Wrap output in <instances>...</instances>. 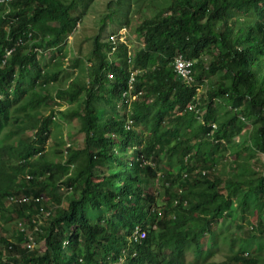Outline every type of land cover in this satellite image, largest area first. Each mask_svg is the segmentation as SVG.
<instances>
[{"label": "trees", "instance_id": "obj_1", "mask_svg": "<svg viewBox=\"0 0 264 264\" xmlns=\"http://www.w3.org/2000/svg\"><path fill=\"white\" fill-rule=\"evenodd\" d=\"M88 5L0 6V59L23 42L0 66V217L27 227L0 234V264H264V0H108L113 29L93 37L87 80L59 78ZM72 120L83 144L61 142L54 161L51 127ZM9 193L44 200L5 205Z\"/></svg>", "mask_w": 264, "mask_h": 264}, {"label": "rangeland", "instance_id": "obj_2", "mask_svg": "<svg viewBox=\"0 0 264 264\" xmlns=\"http://www.w3.org/2000/svg\"><path fill=\"white\" fill-rule=\"evenodd\" d=\"M76 1V10L73 11L75 14L81 12L84 5L89 4L88 7L84 10V15L76 25L74 29H72L69 34L64 39V44L62 45V53L67 55V58L62 62V72L59 78H68V77H76L80 80H87V66L90 64L91 58V50L93 47V37L96 34H99V40L104 41V37L106 33L113 29L112 23L106 21L105 27L102 25L100 21V15L106 11V6L108 0H75ZM87 2V3H86ZM146 14H149L144 11ZM109 17V16H108ZM132 20L138 21L139 18L137 14L132 15ZM133 27V25L131 26ZM135 45L138 43L135 41ZM47 54V52H45ZM40 54V53H39ZM75 59V62L72 60ZM49 62V60H48ZM75 63V65H74ZM74 65V66H72ZM212 80H215L217 76H212ZM206 79L203 80V84H199L196 90V98L200 96H204L205 88L208 85V81ZM58 82H53L50 84V89L53 90L58 86ZM220 100V97H219ZM223 100V99H222ZM221 101V100H220ZM203 111H197L198 117L197 120L201 121L200 115ZM56 120L59 118L56 116ZM52 133L49 135V140L45 146L46 154L48 153L50 157L54 161L60 160L58 155L56 154L57 146L62 142L61 149L65 148L66 143H70L73 147H81L83 144V133L79 130L78 120H72L65 123H56L51 127ZM57 157V158H56ZM261 157V156H260ZM101 168V167H100ZM65 202H63V205ZM254 213H256L254 211ZM251 221L257 219L256 215H252L249 217ZM38 220H43L42 217H38ZM17 221L15 220L12 223H6L4 220L0 218V234L10 236L13 230L17 226ZM42 243L40 242V245ZM264 256V254H263ZM214 264H223V256L221 254L216 255L213 258Z\"/></svg>", "mask_w": 264, "mask_h": 264}, {"label": "clouds", "instance_id": "obj_3", "mask_svg": "<svg viewBox=\"0 0 264 264\" xmlns=\"http://www.w3.org/2000/svg\"><path fill=\"white\" fill-rule=\"evenodd\" d=\"M10 1H12V0H0V6L2 5V6H8V3L10 2ZM2 11H3V9H2ZM1 11V12H2ZM3 29H4V31H5V33H6V38L8 39V40H10V42L12 41V37L10 36V27H9V24H4L3 25ZM121 30V29H120ZM125 32V31H124ZM8 45V44H7ZM5 46L4 48H3V51H2V58L0 59V66H2L6 61H7V59L9 58V56L11 55V53L14 51V49L16 48V45L18 46V45H23V42L21 41V40H13V43L11 44V45H9V46ZM8 49H10V52H9V54L8 55H6V51L8 50ZM33 50H35L37 53H42L43 55H45L46 57H47V62H48V60H49V62L50 61H52V62H54L55 60L54 59H50L49 58V56H50V50L48 49V50H45V51H43L42 52V50H40L39 48H34ZM45 52H47V54L45 53ZM177 55H181L180 53H176L175 54V56H177ZM174 56V57H175ZM174 57H173V63H172V66H173V70L175 71V69H174ZM189 59V58H188ZM192 62H193V60L192 59H190ZM48 62V63H49ZM135 71L136 72H138L139 70H138V68H135ZM175 73H176V71H175ZM176 77L177 78H179L180 80H182V82L183 83H187V84H192L194 81L193 80H191L190 82L189 81H185V80H183V79H181L178 75H177V73H176ZM197 88H198V86H197ZM132 94H136L135 93V91H133L132 93H131V96H132ZM136 96H137V94H136ZM135 96V97H136ZM196 97V96H195ZM132 98V97H131ZM190 105L191 104H189L188 105V107H190ZM59 105H56L55 107H58ZM65 107V105H61L60 106V108H64ZM53 118H55V116H53ZM52 133V132H51ZM51 135V134H50ZM48 140H49V137L47 138V140H46V142H45V144H44V149H43V151H45L46 152V149H45V146H46V144H47V142H48ZM70 143H66L65 144V147L67 146V145H69ZM262 156V155H261ZM27 177H29V176H27ZM30 199H34V200H44V197L43 196H36V197H34V196H28V195H26V194H24V193H9V194H7L5 197H4V202H5V205L6 204H18V205H20V204H26ZM38 214H37V216H35V218L37 219V221H39L38 220V217H42L43 218V216L44 215H47L48 213H49V211H48V209H44L43 207H39L38 208ZM41 215V216H40ZM12 218H13V221H15V220H18L17 221V226L16 227H18L20 230H25L24 228H27L26 226H25V222H24V218L23 219H20V218H17L16 217V214L15 213H12V215H10ZM2 220H4L2 217H0ZM5 221V220H4ZM6 221H8L7 220V218H6ZM5 221V222H6ZM13 221H10V222H8V223H12ZM7 223V224H8ZM252 226V225H251ZM26 231V230H25ZM139 233L140 232V234L142 233V232H144V234H145V231L144 230H142L141 229V227L139 226V225H136L134 228H133V230L130 232V234H129V239H131L132 241H135V242H139V241H141L144 237H145V235H144V237H140L138 240H134L133 239V237H134V234H136V233ZM4 236H6V235H4ZM28 242H30V243H32V241H31V237H29V239H28V241L26 242V245H27V243ZM31 245V244H30ZM28 246V245H27ZM117 264H120V263H117Z\"/></svg>", "mask_w": 264, "mask_h": 264}, {"label": "built area", "instance_id": "obj_4", "mask_svg": "<svg viewBox=\"0 0 264 264\" xmlns=\"http://www.w3.org/2000/svg\"><path fill=\"white\" fill-rule=\"evenodd\" d=\"M120 32L121 33L124 32V29H121ZM121 39H123V37H121ZM9 52H10V49L6 51V55H8ZM192 64L193 62L190 59L183 58L181 55H177L174 57V69L177 75L185 81L190 82L192 80V75H191V70H190ZM135 96L136 94H132L131 97L134 98ZM144 235H145L144 232H142L141 234L140 232L139 233L137 232L136 234H134L133 239L138 240L140 237L141 238L144 237ZM30 244H31L30 242L27 243L28 246H30Z\"/></svg>", "mask_w": 264, "mask_h": 264}]
</instances>
